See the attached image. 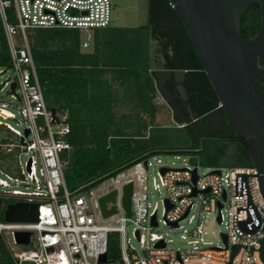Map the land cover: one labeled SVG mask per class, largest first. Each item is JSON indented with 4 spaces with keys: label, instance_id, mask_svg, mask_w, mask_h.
<instances>
[{
    "label": "built area",
    "instance_id": "obj_1",
    "mask_svg": "<svg viewBox=\"0 0 264 264\" xmlns=\"http://www.w3.org/2000/svg\"><path fill=\"white\" fill-rule=\"evenodd\" d=\"M112 7L111 0H0L11 59L10 68H0V93L8 90L12 99L0 98V199L39 205L38 222L0 221V236L14 264H100L103 255H107L104 264H264V196L255 166L200 174L198 167L171 169L151 156L111 177L106 187L68 190L63 154L72 149L70 116L47 106L30 35L41 29L81 30L88 35L81 48L88 50L91 33L111 26ZM7 73L12 76L6 77ZM22 153L28 157L25 163ZM150 169L156 170L151 181ZM129 184L133 185L131 216L123 206ZM115 191L116 203H108L107 208L115 206L117 213L104 218L99 201ZM155 193L162 195V220L150 202ZM119 215L118 225L109 222ZM209 216L226 225L222 237L226 235L227 243L224 238L219 246L205 241ZM186 221L191 229H184ZM160 224L183 230L180 236L189 248H169L170 234L155 231ZM129 226L141 253L129 245ZM15 233H31L30 243L19 245ZM112 233L119 234L120 254L109 259ZM160 242L165 247L158 248Z\"/></svg>",
    "mask_w": 264,
    "mask_h": 264
},
{
    "label": "trees",
    "instance_id": "obj_2",
    "mask_svg": "<svg viewBox=\"0 0 264 264\" xmlns=\"http://www.w3.org/2000/svg\"><path fill=\"white\" fill-rule=\"evenodd\" d=\"M260 24L261 8L252 4L242 16V37L253 39ZM83 41L81 30L41 29L30 35L47 106L52 111H68L70 116L68 141L72 149L63 154L70 192H88L105 179L165 151L161 137L156 135L165 129L157 122L160 96L151 74L154 66L187 72L186 100L198 120L176 128L194 140L196 153L206 156V142H213L215 154L209 165L226 161L232 168L255 166L172 0H147V20L142 25L95 30L93 52L82 50ZM1 67L10 68L11 59L0 20ZM168 83L181 107L177 85ZM256 92L264 98V78ZM201 160L207 161L204 156ZM13 203L12 199H0V221ZM119 241V234H110L109 259L119 256ZM0 264H14L2 236Z\"/></svg>",
    "mask_w": 264,
    "mask_h": 264
},
{
    "label": "water",
    "instance_id": "obj_3",
    "mask_svg": "<svg viewBox=\"0 0 264 264\" xmlns=\"http://www.w3.org/2000/svg\"><path fill=\"white\" fill-rule=\"evenodd\" d=\"M172 3L190 32L231 125L246 145L259 171L264 196V98L256 92L264 78V0H172ZM252 4L261 8V24L256 36L247 40L242 37L241 23L242 16ZM151 74L159 95L171 109L173 121L178 127H185L198 120V115L192 113L186 100V71L156 69ZM171 80L177 85L176 90L184 100V112L180 111L173 92L167 87ZM132 193L133 185L129 184L124 188L123 197V206L128 216L132 214ZM116 198L117 191L100 199L104 218L117 213L115 206L110 210L107 208L108 203H116ZM38 209V204L9 205L5 211V220L35 223L38 222ZM153 226H157L155 217ZM242 227L246 230L245 224ZM30 238L31 233H15L19 245H28ZM223 238L227 243L226 235ZM157 247L163 248L165 244L160 242ZM106 262L107 255L100 257V264Z\"/></svg>",
    "mask_w": 264,
    "mask_h": 264
},
{
    "label": "rangeland",
    "instance_id": "obj_4",
    "mask_svg": "<svg viewBox=\"0 0 264 264\" xmlns=\"http://www.w3.org/2000/svg\"><path fill=\"white\" fill-rule=\"evenodd\" d=\"M112 2V27L115 28H133L138 25H142L147 20V0H111ZM85 37V33H83V38ZM156 50V44H153V51ZM11 77V73H7L6 77ZM160 96V95H159ZM0 98L3 100L10 102L12 99L10 94H8V90L0 93ZM160 107V113L158 115L157 122L159 126L165 130H159L157 132V136H160L162 139V147L165 148L163 153L155 154L154 156L162 159L163 163L171 168V169H181L186 166H194L199 168L200 174L208 173L212 170L222 169L224 171H228L232 168L228 162L224 161L220 163L218 166L209 165V159L212 158L215 154V150H211V146L215 145L213 142H206L208 151L207 155H203L207 161H202V155L196 153L194 148V140L191 139L184 131H178L176 127H178L173 121V113L169 106L163 101V99L159 98L157 101ZM28 157L25 153L21 155V160L23 163L27 161ZM148 175L150 176V181L154 176H156V170L150 169ZM111 179H105L102 183L103 187L110 185ZM102 193V192H101ZM162 195L159 193H155L150 198V202L153 208L157 207L158 210V219L162 220L164 216V206L162 204ZM121 217V215L114 217L109 222L118 225L117 220ZM184 229H191L193 225H190L188 221L183 223ZM158 233H169V237L167 238L169 241V248L173 250H182L188 249L187 241L181 238V234L183 230L173 231L171 228L160 224V227L155 230ZM226 232V225L219 224L215 222V216H209L205 223V241L211 244L212 246H219L223 244L222 234ZM127 240L129 241V245L134 247L138 252H142L140 244L138 240L135 238L133 234L132 226L128 227L127 231ZM120 240V239H119ZM120 242V241H119ZM210 264H217L215 262H211Z\"/></svg>",
    "mask_w": 264,
    "mask_h": 264
},
{
    "label": "crops",
    "instance_id": "obj_5",
    "mask_svg": "<svg viewBox=\"0 0 264 264\" xmlns=\"http://www.w3.org/2000/svg\"><path fill=\"white\" fill-rule=\"evenodd\" d=\"M88 37V35L85 33V37L83 38L84 40H86V38ZM93 38H94V32L91 33V39H90V48L88 50H84V52H93ZM157 68L154 66V70H156Z\"/></svg>",
    "mask_w": 264,
    "mask_h": 264
},
{
    "label": "flooded vegetation",
    "instance_id": "obj_6",
    "mask_svg": "<svg viewBox=\"0 0 264 264\" xmlns=\"http://www.w3.org/2000/svg\"><path fill=\"white\" fill-rule=\"evenodd\" d=\"M172 81V80H171ZM169 83H170V81H169ZM168 83V84H169ZM175 92L178 94V92H177V90H175ZM183 102H184V100H182V104L180 105L181 107H179V109H180V111H182V112H184V110H183ZM192 111V110H191ZM192 113H193V111H192Z\"/></svg>",
    "mask_w": 264,
    "mask_h": 264
}]
</instances>
